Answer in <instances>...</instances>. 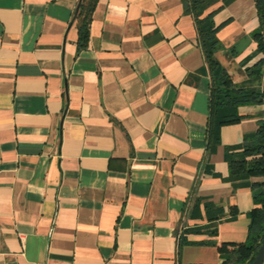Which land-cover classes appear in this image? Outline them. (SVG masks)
Returning <instances> with one entry per match:
<instances>
[{
	"label": "crops",
	"instance_id": "0c3cea01",
	"mask_svg": "<svg viewBox=\"0 0 264 264\" xmlns=\"http://www.w3.org/2000/svg\"><path fill=\"white\" fill-rule=\"evenodd\" d=\"M77 3L0 0V264H219L264 182H231L226 149L264 104L207 152L210 78L182 0H97L81 51ZM221 5L215 58L255 86L254 0L204 15Z\"/></svg>",
	"mask_w": 264,
	"mask_h": 264
},
{
	"label": "trees",
	"instance_id": "16d2710c",
	"mask_svg": "<svg viewBox=\"0 0 264 264\" xmlns=\"http://www.w3.org/2000/svg\"><path fill=\"white\" fill-rule=\"evenodd\" d=\"M222 1L231 0H182L183 11L193 18L197 42L205 62V70L210 78L208 116L205 132L206 150L211 153L220 141V129L239 123L242 117L237 110L249 104H264V81L258 86H237L233 84L225 69L215 58L221 50L216 37L219 26L213 22V15L221 6L204 15L205 11ZM97 0H78L73 22L77 27V50H84L89 41V27ZM259 27L253 34L257 52L264 56V0H254ZM251 83L264 77V57L253 68L247 70ZM237 149H226L228 178L231 182H243L251 178L264 177V122L255 134L245 137ZM253 201L258 207L248 213L249 226L244 242L215 244L220 259L219 264H252L258 248L264 243V182L252 183ZM217 216L210 217L215 221ZM184 240L179 238V246Z\"/></svg>",
	"mask_w": 264,
	"mask_h": 264
},
{
	"label": "water",
	"instance_id": "95a60500",
	"mask_svg": "<svg viewBox=\"0 0 264 264\" xmlns=\"http://www.w3.org/2000/svg\"><path fill=\"white\" fill-rule=\"evenodd\" d=\"M252 264H264V243L258 248L257 254Z\"/></svg>",
	"mask_w": 264,
	"mask_h": 264
},
{
	"label": "rangeland",
	"instance_id": "374dc122",
	"mask_svg": "<svg viewBox=\"0 0 264 264\" xmlns=\"http://www.w3.org/2000/svg\"><path fill=\"white\" fill-rule=\"evenodd\" d=\"M262 81H264V77H262L258 82H254L255 86H258L262 83Z\"/></svg>",
	"mask_w": 264,
	"mask_h": 264
},
{
	"label": "built area",
	"instance_id": "2783aa9c",
	"mask_svg": "<svg viewBox=\"0 0 264 264\" xmlns=\"http://www.w3.org/2000/svg\"><path fill=\"white\" fill-rule=\"evenodd\" d=\"M45 264H50V263H45Z\"/></svg>",
	"mask_w": 264,
	"mask_h": 264
}]
</instances>
